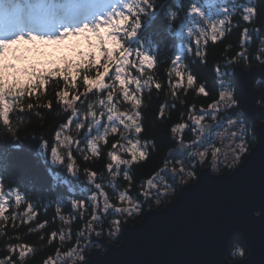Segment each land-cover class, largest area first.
<instances>
[{
  "label": "trees",
  "instance_id": "trees-1",
  "mask_svg": "<svg viewBox=\"0 0 264 264\" xmlns=\"http://www.w3.org/2000/svg\"><path fill=\"white\" fill-rule=\"evenodd\" d=\"M40 1L42 0H15L21 5H32ZM43 1L63 5L71 0ZM3 2L4 0H0V3ZM152 3L154 8L140 17L142 24L137 36L125 41L126 47L154 58L153 67L145 65L139 71V61L135 62L136 68L132 67L134 77L140 80L141 90L137 92L135 84L128 89L130 93L135 92L142 101L138 109L132 101L123 99L114 79V67L110 68L109 76L105 78L109 88L93 89L92 93L84 94L87 86L83 82V76L95 78L97 69L103 71L98 65L89 68L86 73L81 70L75 88L71 86V77L68 82L63 80L62 75L47 77V83L32 95L26 92L21 97L8 98L11 104V131L0 120V190L7 196L4 215L0 217V259H11L14 264H45L46 261L51 264L58 256L73 251L83 255V259L74 261L68 256L56 264H85L92 247L102 251L105 248L99 243L91 244L93 233H101L98 236L106 238L111 244L119 245L124 224H136L147 211L165 207L174 200L183 185L174 184L168 194L159 198L145 195L147 182L165 166L167 151L177 144V134L172 133L171 128L179 123H189L190 116L202 108H209L218 99L223 85L221 82L235 87L232 77L235 66L249 69L254 65L264 64V55L259 56V59L253 58L264 48L262 0H152ZM192 3H196L213 21L224 18L225 13L221 9L229 10L230 23H226L223 37L218 36L217 41L213 42L211 30L203 25L201 18L195 14L188 15ZM248 6L255 7L256 12L250 22H245L242 17ZM171 12L176 14L174 20L170 19ZM201 26L206 29V36H199L200 51L206 53V56L198 57L195 53V41L198 37L195 34L189 37L187 30L192 27L195 33ZM245 28L248 29L246 38L241 35ZM189 48L192 50L189 51ZM242 51L247 59L229 65L228 60ZM176 55H181L182 59L173 65ZM217 68L220 72H217ZM176 70L184 74L183 78L175 75ZM188 74L195 78L192 86L187 84ZM156 83L161 85L160 89L155 87ZM200 86L206 88L207 96L198 92ZM256 87L264 94V82L258 81ZM63 91H68L69 99L74 95H80L81 98L69 107L59 99L58 93ZM109 91H113L112 104L119 112H141L139 122L145 131L139 137L141 144L138 147L145 151L143 145L147 141L149 155L146 161H140L131 167V182L124 179L128 166L121 164L118 167L109 155V152L114 151L121 159L131 158L126 151L131 145L120 135L123 125L117 124L118 132L111 133L109 129L105 136L103 127L110 123L106 115L102 116L99 129L94 119L87 115V105L91 103V111L97 113V119L100 118V113L107 110V107L100 105L99 100H106ZM236 96L240 101L238 92ZM49 102L52 104L51 109L44 107ZM29 103L33 105L32 109L27 108ZM161 105L165 106L162 117L159 115ZM74 110L77 113L75 117L72 116ZM230 111L235 113L233 108ZM69 118L73 122L61 129L60 125L67 123ZM76 122L84 123L85 127L77 129ZM89 125H92L91 132L88 131ZM57 131L61 133L59 141L55 136ZM125 135H130L133 143L137 138L134 133ZM101 136L104 139H100ZM64 139L69 143V149H66L72 153L75 174L67 171L66 165L69 162L58 167L54 165L51 148L62 149L60 143ZM93 139L96 141V154L90 145ZM113 143L117 144L115 149L112 148ZM250 143L248 150L256 141L253 139ZM121 145L125 150H121ZM68 152L62 155L65 159ZM108 164H112L111 171L107 168ZM232 170L229 165L220 169L221 172ZM90 172L96 173L92 180H89ZM97 183L101 185V189H96ZM96 193L104 196L113 206L106 212L99 209L96 212L97 220L92 221L94 204L91 197ZM121 193L132 200L135 206L130 211L117 213L115 209L124 205ZM17 194L21 197L19 203L15 199ZM73 200L83 201L84 207L73 208ZM29 205H32L31 210ZM99 208H102L100 200ZM113 221H119L118 231ZM89 222L93 227L90 238L87 235ZM52 233L56 235L53 237ZM61 235L64 236L62 240ZM243 244L241 238L234 240L228 254L231 261L240 259L246 252ZM9 245L16 246L14 252L7 251ZM24 246L32 251L29 252ZM22 249L25 256L20 258L19 252Z\"/></svg>",
  "mask_w": 264,
  "mask_h": 264
},
{
  "label": "snow or ice",
  "instance_id": "snow-or-ice-1",
  "mask_svg": "<svg viewBox=\"0 0 264 264\" xmlns=\"http://www.w3.org/2000/svg\"><path fill=\"white\" fill-rule=\"evenodd\" d=\"M154 4L152 0H76V2L65 5H52L45 3H37L34 5H21L16 3L15 0H4L0 3V120L4 126L8 127L11 131L9 113L11 111V104L9 103V97H21L26 92L28 95L44 86L47 83V77H59L62 75L63 80L68 82L71 77V86L76 87L77 77L80 75L81 70L85 73L91 67L97 65L103 69L100 71L97 69L95 78H89L88 75L83 76V82L87 86L85 93H92L93 89L103 90L109 88V85L105 83V78L109 76L110 68L115 65V81H118L120 91L123 94L125 101H132L135 108L138 109L141 106L142 101L137 98L136 93H130L127 85L135 84L136 91L141 90V83L139 79L135 77L128 79L125 75V67L131 65L137 67L134 61H130V56L135 52V56L139 61L138 70L142 71L144 65L148 67L154 66V58L148 54H145L139 50H133L126 47L125 41L131 40L137 36L138 30L141 28V15L146 14L147 10L153 9ZM225 13L224 18L213 21L210 20L203 10L196 4L192 3L189 8L188 15L195 14L199 16L203 21V25L211 30V39L213 42L217 41L218 36L223 37L225 35V25L230 23L228 16V9H221ZM256 12L255 7L248 6L245 8V14L242 19L245 22H250ZM170 19L174 20L176 14L171 12L169 14ZM188 36L191 37L194 34L198 37L195 41L196 49L195 53L198 57L206 56V53L200 51V39L199 36H206V29L201 26L198 31L194 33L193 28L189 27ZM241 35L243 37L248 36V29H243ZM70 36H82L86 41V50H75L74 58H68L61 56L59 60L50 58L45 49L52 46H60L64 44V41ZM207 40H205V44ZM189 51L192 49L189 48ZM264 55V48L259 50V55L254 56V59H259V56ZM103 59V63H101ZM182 56L176 55L172 61L173 65L181 61ZM247 59L245 53L238 52L235 57L228 60V64L237 63L240 60ZM217 72L220 69L217 68ZM175 75L183 78V73L176 70ZM195 82V78L192 74L187 75V84L192 86ZM157 89L161 88L159 83H156ZM198 92L207 96L208 92L204 86L198 88ZM60 101L64 104L72 107L74 101H79L81 96L74 95L69 99L68 91L58 93ZM113 102V91H109L106 100H99L100 105L107 107V121L110 122L104 126L105 136L108 134L109 129L111 133L118 132L119 125H123V132L120 133L121 138L127 140V143L131 145L126 149L130 153V159H121L114 151L109 152L111 160L116 162L117 166L123 164L128 166V170L124 172V179L131 182L132 177L129 175L131 167L140 162L146 161L149 153L147 151L148 143L145 141L143 147L145 151H141L138 147L141 144L139 139L140 135L145 131L142 123H140L141 112L136 110L133 114L126 112H119L115 109ZM237 101L234 94L231 91H221L218 99L209 107L214 111H218L221 106L226 108L235 107ZM44 107L51 109L52 104L49 102ZM89 111L87 115L91 116L95 125L101 124L100 119H97V113L91 111L92 104L87 105ZM164 105H161L159 109V115L162 117L164 113ZM27 108L32 109L33 105L29 103ZM77 113L75 110L72 116L75 117ZM101 116L104 112L100 113ZM189 119L193 123L200 127L203 116H190ZM215 119V116H213ZM127 121V122H126ZM73 121L69 118L67 123L60 125L61 129L67 128ZM234 121L229 120V125H234ZM75 127L82 129L85 124L82 122H76ZM187 127L185 123H179L171 128L172 133L182 132ZM92 125L88 126V131L91 132ZM125 133L135 134L137 137L133 143L130 135ZM235 135V134H233ZM56 140H60L61 133L57 131L55 133ZM104 139L103 136L99 137ZM199 139V137H197ZM45 147H48L45 144ZM117 147L116 143L112 144V148ZM241 151H244V145H239ZM121 150H125L121 145ZM92 151L96 154V148L93 145ZM217 152L219 149L216 150ZM51 154L54 162L63 164L64 160L57 154L56 148H51ZM205 154L200 153L201 158ZM215 156V153H213ZM67 159L73 161L71 151L67 154ZM87 159V157H85ZM67 171L75 174L74 161L66 165ZM109 171L112 170V164H108ZM191 175V173H188ZM96 176L95 172L89 173V180H92ZM152 180L148 181L149 185H152ZM96 189H101V185L97 183ZM120 198L122 200L127 197L121 193ZM16 202L19 203L21 197L19 194L15 197ZM91 199L96 200V195L93 194ZM4 203L5 194L0 192V217L4 215ZM73 208L84 207L83 201L73 200ZM31 210L32 205L28 206ZM60 208H57V212ZM115 211L125 212L127 209L116 208ZM63 219V217H61ZM97 220L95 211L92 214V221ZM113 225L116 230H119V221H113ZM44 227V225H41ZM89 228L91 229V222H89ZM101 233H97L99 235ZM56 233H52L54 237ZM83 235L82 233L80 234ZM63 235L60 236L62 240ZM16 246L9 245L7 251L14 252ZM30 252L31 248L24 246ZM25 251L22 249L19 252V257L23 258ZM0 264H14L11 259H0ZM45 264H48L46 261Z\"/></svg>",
  "mask_w": 264,
  "mask_h": 264
},
{
  "label": "water",
  "instance_id": "water-1",
  "mask_svg": "<svg viewBox=\"0 0 264 264\" xmlns=\"http://www.w3.org/2000/svg\"><path fill=\"white\" fill-rule=\"evenodd\" d=\"M263 16H264V0ZM241 109L255 127L256 144L230 173L202 169L195 182L180 188L174 200L147 211L136 224H124L119 245L95 238L85 264H264V64L232 72ZM186 143L166 153L167 160L187 155ZM236 238L244 241V259L228 258Z\"/></svg>",
  "mask_w": 264,
  "mask_h": 264
},
{
  "label": "rangeland",
  "instance_id": "rangeland-1",
  "mask_svg": "<svg viewBox=\"0 0 264 264\" xmlns=\"http://www.w3.org/2000/svg\"><path fill=\"white\" fill-rule=\"evenodd\" d=\"M73 2H76V0H72L70 3H73ZM116 2H118V0H116ZM39 3L47 4L46 2H39ZM86 48H87L86 41L84 40V38L82 36H70L64 41L63 45H60V46L50 45L45 49V51L49 54L50 58L59 60V58L61 56H66L68 58H74L75 50H86ZM131 58H133V59H131ZM129 59H130V61H134V62L138 61L136 56H133V55L130 56ZM102 61H103V59H101V62ZM145 65H147V64H145ZM113 67H114V72H115V65H113L112 68ZM124 75L128 79H132L135 76V73L133 72L131 65L125 67ZM221 83L223 84L221 86V88H222L221 91H231L233 93V90L228 85H225L223 82H221ZM133 84H129V85H127V87H129ZM117 86H119L118 81H117ZM232 108L233 107L226 108L224 106H221L218 111H225V110L230 111ZM210 110H203V112H201L200 114L196 113V114L192 115V116H196V117L203 116V120H201V126L203 127V131H201L200 127L195 125L191 119L189 120V122L191 121V123L188 126L193 127V130L196 133V141H195L196 149H195L194 153L192 152V154L198 156L200 160H205L207 155L211 151L212 153H215V156L213 155L214 163H219L220 165L227 163L226 165H229V167L235 168L239 165L240 158L243 155V152H246V150L241 151L239 148V145H241V143H237L236 145H233L231 143L232 138L228 139L226 137L227 134L231 133L230 128L233 127V125L228 124V121L229 120L234 121V119H229L228 121H226V123L223 124L221 131L214 133L212 135V137H210V136L204 137L203 133L205 132L204 131L205 119L206 118L213 119V116L216 117L217 112H218V111L213 112L214 111L213 109H212L213 111H210ZM106 111L107 110H104V114L107 117V115L109 113ZM99 119H100L101 124H102L103 118L101 115H100ZM116 123L118 124V122H116ZM99 127H101V125L98 126V129H99ZM177 134L179 137L181 132L180 133L178 132ZM197 137H199V139H197ZM66 140L64 139L61 141L60 146H62V149L57 150V154L64 160L63 164L58 163V162H54V165L57 167L60 165H65L68 162L72 163V161H69L67 158L65 159L62 156L65 152H68V150L66 148L69 149V143ZM90 142H91L90 145L92 147H93V145L94 146L96 145L95 139H93V142H92V140ZM217 149H219L218 152L216 151ZM201 152H203L205 154L203 156V158H201V156H200ZM220 165H218V166H220ZM168 169H170V171L173 172L172 168H168ZM162 171L151 179L153 182L152 185H149L147 182L145 195H148L149 197L152 196L153 198L154 197L159 198V197L163 196V192H170L169 187H168V183H167V179H166L165 175H163ZM188 173H191V172L186 173V177L184 178V180H186V181H189V180H191V178L194 177L192 175V173H191V175H189ZM0 192H1V190H0ZM95 195H96V200L95 201L92 200V203L94 204L95 213L99 209H101L103 212H106L107 210H110L112 208L113 205L109 204L108 200H106V198L104 196H100V193H96ZM6 199H7V196L5 195V201H6ZM99 200L102 204V208H99ZM122 201L124 202V205H122V207H119L121 209H127L128 211H130L135 206L133 204V201L128 199V198H126ZM92 230H93V227L91 225V229L89 228V231L87 233L89 238L91 237V234L93 233ZM92 235H94L95 238H99V239L103 238L102 236H98L97 233H93ZM96 243H98V242H96V240H92L91 244L95 245ZM93 248H95V247H92V249ZM68 256H70L72 259H74V261H76L77 259H80V260L83 259V255H81L78 252L73 253V251H71L67 255L58 256L56 260L51 261V264H56L57 262L61 261L63 258H66Z\"/></svg>",
  "mask_w": 264,
  "mask_h": 264
},
{
  "label": "flooded vegetation",
  "instance_id": "flooded-vegetation-1",
  "mask_svg": "<svg viewBox=\"0 0 264 264\" xmlns=\"http://www.w3.org/2000/svg\"><path fill=\"white\" fill-rule=\"evenodd\" d=\"M258 81H257V83H258ZM225 85H227V84H225ZM228 86L233 90L235 100L237 101V105L235 107H233V109L235 110V113H231V111H227V110L218 111L215 119L206 118L205 123H204V131L205 132L203 133V136L204 137H206V136L212 137V135L214 133L221 131L222 126L224 123H226V121H228L229 119H234L235 123H234L233 127L230 128L231 133L232 132L233 133L227 134L226 137L228 139L232 138L231 143L233 145H236L237 143H241L244 145V150H246V152H243V155L240 158V163H239V165H240L243 162V160H242L243 157L247 153H249L251 150V149L250 150L247 149L248 145L251 144L250 142L253 139L256 141L255 127L263 119L257 118L255 121H248L245 118V114H244L243 110L241 109V100L239 101L237 99L236 85H235V87L230 86V85H228ZM194 103L197 104V102H194ZM210 109H211L210 107L206 108V109L202 108V109L198 110L197 113L200 114L201 112H203V110H210ZM210 111H213V110L211 109ZM213 112H215V111H213ZM256 121H258V124H256ZM190 123H191V121L189 123H185V124H187V127L181 132L179 137H178V134L176 133L177 134V144L181 143V142L186 143L189 147V153L187 155H183L180 157H176V158L167 160V162L165 163V166L160 170V172L163 170L162 173H163V175H165V177L167 179L169 191H171L174 184L183 183L182 186H184V185H187L191 182H195L196 179L198 178L200 171L202 169H205V168H209L213 174L230 173V172H226V171H224V172L220 171L221 168H225L227 166L226 165L227 163H225L223 165L222 164L220 165L219 163H214L213 153L211 151L209 152V154L207 155L205 160H200L198 156L192 154V152L194 153L195 149H196V147H195L196 133L193 130V127L188 126ZM233 134H235V135H233ZM254 146H252V147H254ZM218 165H220V166H218ZM168 168H172L173 172H171L170 169H168ZM235 168H233V170ZM187 172H191L192 175L194 176L189 181L184 180ZM168 193L169 192H163V196H165ZM247 255H248V253L244 252L243 256L240 259H244L245 257H247Z\"/></svg>",
  "mask_w": 264,
  "mask_h": 264
}]
</instances>
